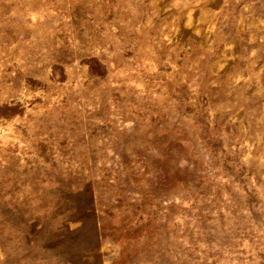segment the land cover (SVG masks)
<instances>
[{"label": "rangeland", "instance_id": "374dc122", "mask_svg": "<svg viewBox=\"0 0 264 264\" xmlns=\"http://www.w3.org/2000/svg\"><path fill=\"white\" fill-rule=\"evenodd\" d=\"M0 264H264V0H0Z\"/></svg>", "mask_w": 264, "mask_h": 264}]
</instances>
